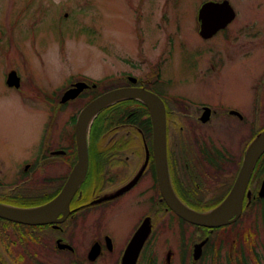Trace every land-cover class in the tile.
Instances as JSON below:
<instances>
[{
    "label": "flooded vegetation",
    "instance_id": "flooded-vegetation-1",
    "mask_svg": "<svg viewBox=\"0 0 264 264\" xmlns=\"http://www.w3.org/2000/svg\"><path fill=\"white\" fill-rule=\"evenodd\" d=\"M245 44L250 49L253 46L250 39H245ZM241 56L250 60L252 50ZM208 64L211 70H195L189 81L215 82L232 74L226 72L227 62L219 52ZM199 65L195 61L192 67ZM231 79V87L245 86V95L235 99L232 94L231 100H226L217 94L218 99L205 100L173 93L171 79L160 73L113 86L144 88L164 103L170 185L177 199L192 210L207 211L221 204L236 180L248 145L264 129V71L246 82L237 75ZM105 89L103 92L113 90ZM88 94L86 89L78 96L75 114L65 123L70 130L62 134L58 119L51 127L50 120L77 99L64 104H60L61 95L48 99L51 117L48 115L32 157L18 159L21 161L15 164L0 150V204L39 207L59 194L77 162L75 124L78 113L90 101ZM87 152L86 174L63 219L60 212L40 225L0 218V264H125L126 251L140 228L147 229L146 239L133 264H205L207 258L208 264H264V198L257 197L264 178L263 160L260 164L257 161L248 181L237 220L208 228L188 223L163 200L153 154L152 122L141 102L124 100L105 108L89 128ZM256 173L263 177L254 179ZM136 177L137 182L128 190L110 198ZM124 209L131 210L132 217L122 223L117 217ZM121 225L128 227L122 239ZM202 242L201 255L195 260L193 251Z\"/></svg>",
    "mask_w": 264,
    "mask_h": 264
},
{
    "label": "rangeland",
    "instance_id": "rangeland-1",
    "mask_svg": "<svg viewBox=\"0 0 264 264\" xmlns=\"http://www.w3.org/2000/svg\"><path fill=\"white\" fill-rule=\"evenodd\" d=\"M209 1L222 0H0L1 152L15 164L32 157L51 117L48 99L80 80L102 90L103 84L123 75L143 79L158 69L171 79L173 93L205 100L218 99L217 94L226 100L232 94L235 99L245 95V86H230L231 78L237 75L246 82L264 71V0H226L235 12L234 21L203 40L197 12ZM245 39L252 41L251 49ZM248 50H252L250 60L241 56ZM217 52L232 74L215 82L189 81L194 72L211 70L208 59ZM195 61L201 64L196 69ZM12 70L21 79L19 89L6 85ZM79 103L62 108L50 127L58 119L61 134L69 132L65 123ZM258 176L254 174V179ZM130 212H119L118 221H131ZM121 226L120 239L128 233V227Z\"/></svg>",
    "mask_w": 264,
    "mask_h": 264
},
{
    "label": "water",
    "instance_id": "water-1",
    "mask_svg": "<svg viewBox=\"0 0 264 264\" xmlns=\"http://www.w3.org/2000/svg\"><path fill=\"white\" fill-rule=\"evenodd\" d=\"M235 18V12L228 1L206 2L198 10L199 35L203 39H209L218 31L223 30ZM133 81V80H132ZM6 85L19 88L20 78L15 71L7 75ZM87 88L82 82L75 83L66 90L61 98V103L73 100ZM124 100H136L141 102L149 111L152 122V146L155 159L157 181L161 196L168 208L188 223L217 228L233 223L237 220L242 210V200L248 181L253 173L257 161L264 153V129L259 132L248 145L243 163L240 167L236 180L226 196L217 207L207 211H196L186 207L175 196L169 181L168 165L166 156V123L165 110L162 101L155 94L136 87L120 88L104 93L81 109L75 124V139L77 147V162L71 170L67 181L59 194L43 206L33 208H16L0 204V218L8 221L40 225L50 222L47 217H54L57 212H68V205L80 182L83 180L88 166L87 136L90 124L96 116L105 108ZM138 177V176H137ZM135 181L126 189L121 190L110 198L122 194L128 190ZM259 198H264V179L258 192ZM145 230V232H143ZM140 228L132 238L126 251L125 264H133L138 252L146 239L147 229ZM203 242L194 249V259L198 260L201 255Z\"/></svg>",
    "mask_w": 264,
    "mask_h": 264
},
{
    "label": "trees",
    "instance_id": "trees-1",
    "mask_svg": "<svg viewBox=\"0 0 264 264\" xmlns=\"http://www.w3.org/2000/svg\"><path fill=\"white\" fill-rule=\"evenodd\" d=\"M110 81H111V79H110ZM122 81V79L120 78V79H117V80H112V82H109V84L111 85V87L113 88V86L115 87V86H117V83H119V82H121ZM112 88H108V89H112ZM104 90H106V89H104ZM104 90H101V89H99V90H94V91H92L91 92V94H88V98H87V100H91V99H93L94 97H96L97 95H99L102 91H104ZM87 103V102H86ZM262 160L264 161V154H263V157L260 159V161H259V164L262 162ZM260 170H258V168H257V172H259Z\"/></svg>",
    "mask_w": 264,
    "mask_h": 264
},
{
    "label": "bare ground",
    "instance_id": "bare-ground-1",
    "mask_svg": "<svg viewBox=\"0 0 264 264\" xmlns=\"http://www.w3.org/2000/svg\"><path fill=\"white\" fill-rule=\"evenodd\" d=\"M91 125V124H90Z\"/></svg>",
    "mask_w": 264,
    "mask_h": 264
}]
</instances>
